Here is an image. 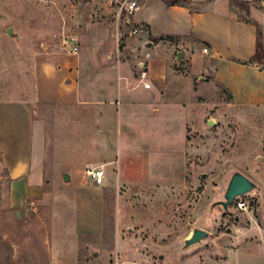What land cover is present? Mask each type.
Segmentation results:
<instances>
[{
	"label": "rangeland",
	"instance_id": "obj_1",
	"mask_svg": "<svg viewBox=\"0 0 264 264\" xmlns=\"http://www.w3.org/2000/svg\"><path fill=\"white\" fill-rule=\"evenodd\" d=\"M113 1L0 0V100L34 101L37 58L58 63L65 38L79 46L77 101L34 107L47 124L51 179L90 183L88 170L105 174L104 234L81 238L79 264H264L262 251L248 253L264 248V110L230 105L213 78L192 75L176 52L166 83L149 77L145 90L140 64L154 44L131 34ZM236 172L257 187L224 210ZM5 178L0 158V264H47L56 206L18 217ZM196 229L208 236L187 247Z\"/></svg>",
	"mask_w": 264,
	"mask_h": 264
},
{
	"label": "crops",
	"instance_id": "obj_2",
	"mask_svg": "<svg viewBox=\"0 0 264 264\" xmlns=\"http://www.w3.org/2000/svg\"><path fill=\"white\" fill-rule=\"evenodd\" d=\"M137 1L141 10L130 24L144 29L141 37L154 44L151 60L143 63L149 77L164 85L169 56L181 53L191 74L213 78L231 96L230 105L264 110V62H252L259 44L264 51V0H239L248 3L251 22L240 18L242 12L231 0H190L192 8L167 6L161 0ZM162 37L171 39L154 43ZM65 53L58 63L37 58L34 101L0 100V158L9 210L18 214L35 205L56 206L47 264H79L81 238L100 239L104 234L103 184L84 182L78 176L62 184L51 179L47 124L34 116L36 105L71 104L78 99V60ZM85 249L97 257L90 244ZM252 249L249 254L264 253V248ZM234 260L233 264H241L240 258Z\"/></svg>",
	"mask_w": 264,
	"mask_h": 264
},
{
	"label": "built area",
	"instance_id": "obj_3",
	"mask_svg": "<svg viewBox=\"0 0 264 264\" xmlns=\"http://www.w3.org/2000/svg\"><path fill=\"white\" fill-rule=\"evenodd\" d=\"M119 7L121 13L125 14L127 23L130 24L131 18H133L140 10L141 6L137 0H121L116 2ZM134 36H139L144 34V29L142 28H134L132 33ZM63 47L64 50L71 55L78 56L79 54V46L78 43L72 38H65L63 40ZM204 53H208V49H203ZM140 69L142 72L139 76V82L143 85L144 89L149 90L151 89L152 85L149 83V75L147 70L144 68L143 64H140ZM87 176L95 182L98 186L102 185L104 183L105 174L102 170H88ZM238 208L240 210H247V204L245 202L238 203Z\"/></svg>",
	"mask_w": 264,
	"mask_h": 264
},
{
	"label": "water",
	"instance_id": "obj_4",
	"mask_svg": "<svg viewBox=\"0 0 264 264\" xmlns=\"http://www.w3.org/2000/svg\"><path fill=\"white\" fill-rule=\"evenodd\" d=\"M8 34L10 36L13 35V30L9 29L8 30ZM18 39V38H16ZM153 46L152 43L148 44L147 47L151 48ZM182 54H178V61H181L182 59ZM205 178V176H203ZM64 180L65 182H69L70 181V176L68 174L64 175ZM256 185L250 180L248 179L246 176H244L243 174L236 172L228 185V188L226 190L224 199V202L220 203V206H222L224 208V210H228L229 207L233 204V202L238 199L241 196H244L246 194H249L251 192H253L256 189ZM18 217H20V213L17 214ZM208 236V233L202 230H194L193 234L191 236V238H189L188 240H186L185 245L191 246L194 244H197L199 242H201L204 238H206ZM97 255V254H95Z\"/></svg>",
	"mask_w": 264,
	"mask_h": 264
},
{
	"label": "trees",
	"instance_id": "obj_5",
	"mask_svg": "<svg viewBox=\"0 0 264 264\" xmlns=\"http://www.w3.org/2000/svg\"><path fill=\"white\" fill-rule=\"evenodd\" d=\"M161 1L164 2L167 6H183V7H190V8L193 7V4L190 0H161ZM231 4L233 5V7H237L238 9L241 10L242 15L240 16V18L243 21L251 22L248 16L249 5L247 2H241L239 0H231ZM165 39H171V38L162 37V38L156 39L154 43H156L157 41L165 40ZM261 61L264 62V51H263L261 44H259L257 48V54L253 58L252 62H261Z\"/></svg>",
	"mask_w": 264,
	"mask_h": 264
}]
</instances>
